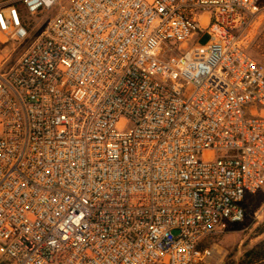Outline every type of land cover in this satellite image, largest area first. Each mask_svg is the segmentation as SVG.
Here are the masks:
<instances>
[{
    "label": "built area",
    "instance_id": "1",
    "mask_svg": "<svg viewBox=\"0 0 264 264\" xmlns=\"http://www.w3.org/2000/svg\"><path fill=\"white\" fill-rule=\"evenodd\" d=\"M55 9L0 73V264H216L264 186L261 0H0Z\"/></svg>",
    "mask_w": 264,
    "mask_h": 264
},
{
    "label": "rangeland",
    "instance_id": "2",
    "mask_svg": "<svg viewBox=\"0 0 264 264\" xmlns=\"http://www.w3.org/2000/svg\"><path fill=\"white\" fill-rule=\"evenodd\" d=\"M70 0H62L66 6ZM261 12L250 28L247 39L248 53L264 67V0H261ZM55 9L42 12L25 23L29 30L28 38L15 42L0 33V73L7 72L18 61L28 46L41 36ZM245 218L237 224L226 225L216 234L206 238L203 243L216 245L223 257L216 264H224L228 257L238 261L243 253L264 239V186L253 195H247L242 202Z\"/></svg>",
    "mask_w": 264,
    "mask_h": 264
},
{
    "label": "trees",
    "instance_id": "3",
    "mask_svg": "<svg viewBox=\"0 0 264 264\" xmlns=\"http://www.w3.org/2000/svg\"><path fill=\"white\" fill-rule=\"evenodd\" d=\"M205 247L208 245L202 242L200 249ZM224 264H264V239L246 250L238 261L228 257Z\"/></svg>",
    "mask_w": 264,
    "mask_h": 264
}]
</instances>
